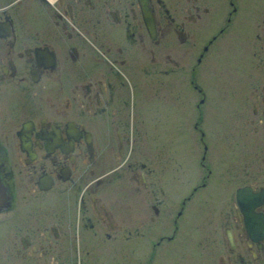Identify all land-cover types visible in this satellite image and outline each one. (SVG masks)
Segmentation results:
<instances>
[{
	"label": "flooded vegetation",
	"instance_id": "flooded-vegetation-1",
	"mask_svg": "<svg viewBox=\"0 0 264 264\" xmlns=\"http://www.w3.org/2000/svg\"><path fill=\"white\" fill-rule=\"evenodd\" d=\"M186 84L201 148L168 202L154 135ZM208 94L221 107L201 112ZM206 124L224 130L212 159ZM157 255L264 264V1L0 0V264Z\"/></svg>",
	"mask_w": 264,
	"mask_h": 264
},
{
	"label": "rangeland",
	"instance_id": "rangeland-1",
	"mask_svg": "<svg viewBox=\"0 0 264 264\" xmlns=\"http://www.w3.org/2000/svg\"><path fill=\"white\" fill-rule=\"evenodd\" d=\"M264 1V0H262ZM216 48H212L209 51V56L207 60L212 62L213 67L211 68L210 75H212L211 80L215 82V84H223L225 76H227L225 72V54L220 51L215 50ZM183 94L178 99V107L179 109H173L168 102L166 104L167 111V127L164 130H161L156 133L157 139H163V147L167 150V165L164 167L163 175L167 179L166 190L164 191V196L169 200L176 198V178L180 175V171L184 169L185 162H189L192 164L196 161L197 154L200 152V136L198 135L197 129L193 126V123L196 121L197 116V100L199 98L198 94L195 93L191 89V86L184 85ZM216 95L208 94L206 95L203 102L199 105L201 112L207 108L210 112L215 111L217 107H221L219 103L221 101L217 100ZM217 116L210 119V121H214ZM178 120V125L176 128H172L170 125ZM201 131L203 132L205 140V144L209 147L207 151V156L209 159L214 158L218 154V150L222 146L220 143L221 135L223 133V129L221 132H218L216 127L211 125H202ZM220 138V139H219ZM196 164V162H195ZM189 169H191L188 164ZM188 167L186 169H188ZM193 169L195 171L197 168L194 167V163L192 164ZM187 172V171H184ZM178 173V174H177ZM168 189V190H167ZM173 211L175 210L177 204L173 201L172 204ZM165 210H161L156 217V219L166 218L170 219L169 215H165ZM152 264H161L162 258L160 255L153 257Z\"/></svg>",
	"mask_w": 264,
	"mask_h": 264
}]
</instances>
